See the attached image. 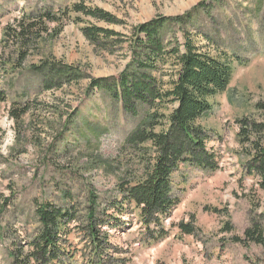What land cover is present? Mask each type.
I'll return each instance as SVG.
<instances>
[{
	"label": "rangeland",
	"instance_id": "obj_1",
	"mask_svg": "<svg viewBox=\"0 0 264 264\" xmlns=\"http://www.w3.org/2000/svg\"><path fill=\"white\" fill-rule=\"evenodd\" d=\"M75 3L110 13L123 24L82 15V22L74 23L77 15L70 12V20L50 23L49 35L40 33L37 51L29 53L21 68L4 73L8 69L4 63L13 62L19 51V45L3 43L7 25L13 26L22 14L32 15L44 7L57 14ZM189 11L195 13V24H184L183 30L192 36L197 33L193 38L198 49L232 69L226 91L212 100L210 112L199 122L211 131L209 147L218 155L219 170L181 167L172 177L171 192L178 202L168 218L150 236L136 213L125 215L123 224L108 232L111 248L120 251L109 255L123 264H264V248L231 241L243 237L250 219L260 221L264 236V192L254 179L240 177L235 137L236 120L262 123L254 106L264 99V0H0V97L4 99L0 103V264H9L13 249H19L36 228L38 204L74 205L84 217L92 201L101 210L117 196L121 183L135 185L146 160L154 157L125 144L144 121L145 110L126 113L120 101L103 90H87L93 79H116L131 59L130 52L124 45L106 49L105 44L90 43L81 27L128 35L138 24L183 17ZM173 33L181 41L173 26L166 37L173 38ZM43 61L71 66L82 78L58 90L41 91V77L29 66ZM166 71L162 68L154 76L160 79ZM167 79L163 77L164 82ZM14 109L15 120L10 116ZM226 222L232 224V231L223 232ZM179 223H191L193 235L182 234ZM157 231L164 236L155 239ZM67 242L80 263L84 246L80 232L73 228Z\"/></svg>",
	"mask_w": 264,
	"mask_h": 264
},
{
	"label": "trees",
	"instance_id": "obj_2",
	"mask_svg": "<svg viewBox=\"0 0 264 264\" xmlns=\"http://www.w3.org/2000/svg\"><path fill=\"white\" fill-rule=\"evenodd\" d=\"M43 9L32 15L22 14L13 26L7 25L4 29L3 43L19 45L16 59L4 63L8 66L4 73L21 68L29 53L37 51L42 38L40 33L49 35L52 32L50 23L55 25L60 20H70V12L77 15L72 19L74 23H81L79 15H82L111 25L123 24L110 13L81 3L62 7L57 14L48 7ZM193 12L189 11L183 17L152 19L132 27L128 35L96 26L81 27L90 43L105 44L106 49L112 45L114 48L124 45V50L130 52L131 59L116 79H93L87 90H103L113 100H119L126 113L134 115L137 109L145 110L144 121L127 137L125 144L138 148L146 156L151 152L154 157L146 160L142 177L135 185L121 183L116 187L117 196L101 210L92 201L84 217L74 205L38 204L34 210L37 226L19 243V249H13L9 264H121L122 261L113 260L109 255V251L111 254L120 251L111 248L108 232L120 227L125 215L136 213L139 224L152 236L178 202L172 195L171 185L173 175L181 167L210 172L219 170L218 155L209 147L213 139L211 131L204 129L199 122L210 112L212 100L226 91L232 69L226 61L198 49L193 38L197 33L192 36L183 30L184 24H195ZM170 26L177 28L181 41H177L174 33L173 38L166 37ZM36 28L38 33L34 34ZM36 36L39 39H35ZM165 67V74L156 78L154 74ZM29 71L41 77V91L58 90L64 84L77 83L82 78L71 66L50 61L30 65ZM164 76L168 78L166 82ZM3 101L0 97V103ZM164 107H170L166 114L160 113ZM254 107L262 123L250 118L236 120L239 128L235 137L241 157L240 177L254 179L257 189L264 192V99ZM22 108V113L28 111L27 107ZM10 116L17 119L15 109ZM213 212L220 214L217 209ZM73 228L80 232L84 242L80 263L76 261L77 251H71L67 242ZM178 228L184 235H193L191 223H179ZM232 228V224L226 222L222 230L230 232ZM163 236V232L157 231L153 237ZM242 238L234 236L231 241L238 244L248 241L264 248L260 221L250 219Z\"/></svg>",
	"mask_w": 264,
	"mask_h": 264
}]
</instances>
